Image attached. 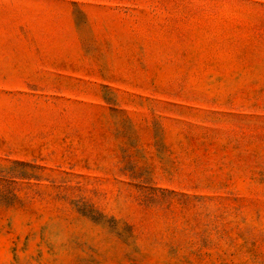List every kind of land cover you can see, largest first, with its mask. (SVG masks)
<instances>
[{
	"label": "rangeland",
	"instance_id": "1",
	"mask_svg": "<svg viewBox=\"0 0 264 264\" xmlns=\"http://www.w3.org/2000/svg\"><path fill=\"white\" fill-rule=\"evenodd\" d=\"M0 264H264V0H0Z\"/></svg>",
	"mask_w": 264,
	"mask_h": 264
}]
</instances>
